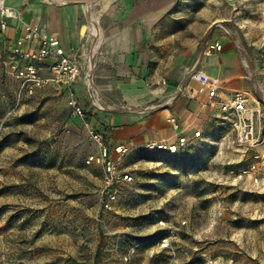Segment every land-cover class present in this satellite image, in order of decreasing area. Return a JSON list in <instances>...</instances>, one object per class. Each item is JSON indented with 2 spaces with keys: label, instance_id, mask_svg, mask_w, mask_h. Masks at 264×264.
<instances>
[{
  "label": "rangeland",
  "instance_id": "obj_1",
  "mask_svg": "<svg viewBox=\"0 0 264 264\" xmlns=\"http://www.w3.org/2000/svg\"><path fill=\"white\" fill-rule=\"evenodd\" d=\"M113 1L42 2L56 12L77 6L84 38L89 25L84 9L91 6L101 27ZM165 1L169 8L157 33L165 40L149 44L148 69L157 70L166 84L197 89L188 73L215 53H206V41L212 25L222 22L251 53L247 64L256 65V94L264 97V0ZM96 54L80 59L77 96L89 117L94 111H126L119 96L97 86ZM178 94L188 100L186 93ZM194 100L186 102L187 113L179 119L184 125L195 109H203L202 96ZM195 122L208 142L186 140L178 154L138 147L120 157V170L133 180L117 186L106 209L102 170L85 164L95 146L70 116L60 89L51 85L23 95L1 71L0 264H264V195L226 178L228 167L252 160L216 120L200 112ZM213 128L227 133L226 139L209 135ZM159 220L165 226L159 227ZM163 237L169 239L165 250L159 249Z\"/></svg>",
  "mask_w": 264,
  "mask_h": 264
},
{
  "label": "crops",
  "instance_id": "obj_2",
  "mask_svg": "<svg viewBox=\"0 0 264 264\" xmlns=\"http://www.w3.org/2000/svg\"><path fill=\"white\" fill-rule=\"evenodd\" d=\"M42 1L50 3L52 0ZM42 1L7 0L6 5L19 10L23 23L37 25L57 38L66 54L73 56L85 41L80 35L77 6H68L56 12L50 10ZM57 1L59 5H63L69 0ZM168 8L169 4L165 0H114L102 17L101 27L99 26L100 36L94 40L97 41V45L92 47V44H85L81 49L80 59L85 55H89L90 58L97 52L96 78L99 81L97 86L107 87L126 105V111L121 113L111 112L103 115L94 111L91 113L93 117H89L93 127L103 135L113 157L115 155L112 149L119 144L127 145L130 152L133 148L145 147L150 141L165 140L175 143L181 136L191 141L192 145L208 142V139H211L208 136H206L208 138H194V134L201 133L203 127L196 124V116L201 112L207 120L211 118L218 122L219 111L216 104L206 96H202L203 109H195L191 114V122L187 125L182 124L179 119L187 113L186 102L188 104L189 101L195 100L190 97L186 100L185 97L180 96L176 92L175 83L168 82L166 86L157 85V80L161 78L160 73L146 66L148 46L151 41L154 40L155 44L160 45L164 43V37L158 38L157 33L158 25ZM19 33L20 25L11 21L5 33L0 34V60L8 55ZM217 33L219 32H213L206 44L220 43L222 50L208 56L197 69L221 80L222 89L219 96L222 99H227L237 90L251 93L253 85L257 84L255 81L257 67L247 64V62L252 63L251 53L248 52L247 66L244 67L240 54L233 45L238 41L234 37L228 38ZM239 64L241 72L238 70ZM104 82L106 86L101 85ZM172 96L174 97L172 102L166 104L168 98ZM150 106L157 108L154 111L140 113ZM108 110L114 109L108 108ZM170 117L177 121L178 130H175L169 122ZM216 131V128L211 129L212 134L209 135L218 137Z\"/></svg>",
  "mask_w": 264,
  "mask_h": 264
},
{
  "label": "built area",
  "instance_id": "obj_3",
  "mask_svg": "<svg viewBox=\"0 0 264 264\" xmlns=\"http://www.w3.org/2000/svg\"><path fill=\"white\" fill-rule=\"evenodd\" d=\"M20 25V33L12 43L8 55L0 60V70L14 79L18 84V92L23 95L32 96L35 91L42 90L48 86H55L63 93L66 106L72 118L79 121L88 139L95 146L96 152L86 157V165H96L102 170L103 195L105 196L104 208L109 209L111 201L115 199L116 189L119 184L131 183L132 176L120 170L119 158L129 154L127 145L119 144L113 147L114 157L111 156L108 146L105 144L103 135L94 127L88 116L89 109H85L80 102L75 89L79 79L82 65L80 63L81 49L85 44H92L95 38L88 31L84 34V43L80 50L73 56L66 54L60 41L49 35L43 28L23 23L19 10L13 6H7L4 0H0V34H4L9 22ZM213 32L231 38L230 31L226 26L217 22L213 25ZM238 50L241 61L246 67L248 52L245 47L237 42L233 43ZM220 43L206 44V53L220 52ZM189 82H194L197 89L188 86H178L177 93H186L191 99L206 96L207 99L216 104L219 111L218 125L227 128L234 137L232 144L242 148V156L251 159L252 162L243 167H228L226 178L230 185H244L264 195V97L256 94L258 85H253V93L245 91H234L227 99H222L219 94L222 82L216 77L209 76L201 69L193 67L188 73ZM157 85L166 86V80L159 78ZM87 95L92 98L87 76ZM170 97L166 104L172 102ZM97 110L101 109L99 104L93 105ZM156 106H150L140 113L156 110ZM175 130L179 129L177 121L169 118ZM217 139L222 142L227 133L216 131ZM195 139L202 138L200 132L194 134ZM185 137H178L175 143L165 140L150 141L146 143L145 149L149 152L165 151L170 154L179 152L185 147ZM207 147V146H206ZM184 224V222H181ZM158 226H165L164 221L159 220ZM169 247V239L163 237L159 240V249L165 250Z\"/></svg>",
  "mask_w": 264,
  "mask_h": 264
},
{
  "label": "bare ground",
  "instance_id": "obj_4",
  "mask_svg": "<svg viewBox=\"0 0 264 264\" xmlns=\"http://www.w3.org/2000/svg\"><path fill=\"white\" fill-rule=\"evenodd\" d=\"M106 3H107V0H106ZM90 7L84 9L85 13L89 16V20H88L89 25L87 26V29H88L89 33L93 34L95 37H99L101 31H100V27H99V23H98V18L93 14V12L90 11ZM93 53L94 52H92V54Z\"/></svg>",
  "mask_w": 264,
  "mask_h": 264
},
{
  "label": "trees",
  "instance_id": "obj_5",
  "mask_svg": "<svg viewBox=\"0 0 264 264\" xmlns=\"http://www.w3.org/2000/svg\"><path fill=\"white\" fill-rule=\"evenodd\" d=\"M149 152V151H148ZM153 152H161V151H153ZM179 152H176L175 154H178Z\"/></svg>",
  "mask_w": 264,
  "mask_h": 264
}]
</instances>
